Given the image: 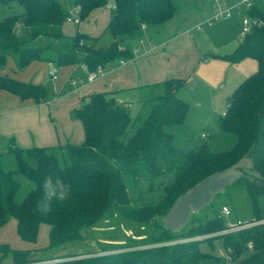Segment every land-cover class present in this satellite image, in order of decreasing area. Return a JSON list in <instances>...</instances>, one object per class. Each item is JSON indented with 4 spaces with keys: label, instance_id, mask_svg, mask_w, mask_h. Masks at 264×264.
<instances>
[{
    "label": "trees",
    "instance_id": "1",
    "mask_svg": "<svg viewBox=\"0 0 264 264\" xmlns=\"http://www.w3.org/2000/svg\"><path fill=\"white\" fill-rule=\"evenodd\" d=\"M107 1L74 0V5L80 8L79 16L83 21ZM113 4L115 8L106 28L111 38L102 44L99 38L76 34L75 50L60 54L59 65L82 62L89 71H95L118 59H133L134 51L128 42L142 37V25H162L176 12L173 0H113ZM13 5L23 10L0 20V67L4 66L11 51L19 55L22 67L42 59L41 49L21 46L17 37L19 23L30 29L31 40L41 36L64 37L62 27L68 15L59 0H0V6ZM251 14L259 17L262 25L254 28L231 54L225 56L234 63L251 58L258 66L257 71L235 89L228 110L220 120L221 129L237 135L232 149L217 153L204 144L196 150L185 151L173 145V135L165 131V127L181 125L185 120L188 104L177 96L185 83L183 79L164 82V93L156 99L143 125L129 138L125 136L133 122L129 110L116 105L104 93L94 94L76 112L85 133V141L80 145L26 150L10 146L6 153L0 152V228L14 218L21 240L34 244L40 226H49L46 248L18 250L2 244L0 259L11 253L12 264H205L215 258L203 251L200 244L218 241L225 249H233L240 264H264V223L237 233L216 235L226 224L221 217L222 207L218 211L212 204L202 210L205 216L198 217L202 211L194 215L180 233L169 231L161 223V218L187 189L243 157H248L252 166L247 164L239 168L244 176L228 187L226 193L240 188L236 194L244 193L248 197L249 214L239 216V208L234 205L236 212L232 211L235 217L231 216V220L240 217L244 221L264 220V15L260 11ZM80 41L87 43L81 46ZM0 90L37 103L48 97L44 86L3 75H0ZM11 155L14 161L10 166L6 157ZM246 170L256 171L259 176ZM17 174L34 184L21 202L16 201L20 189L15 178ZM48 176L63 179L69 186V193L66 199L54 201L51 211L45 215L39 211L38 204L43 197L42 182ZM162 177L170 180L163 185L164 196L159 202L132 205L128 185H135L144 178L148 191L152 192L155 181L158 186ZM109 209L116 210L129 221L156 224L154 238L149 244H163L177 238L190 240L144 248L121 247L104 254V248L97 245L87 248L94 242L88 231ZM204 235L209 237L192 240ZM71 242L84 243L85 250L66 252L65 246ZM249 242L253 243L252 248L248 247Z\"/></svg>",
    "mask_w": 264,
    "mask_h": 264
},
{
    "label": "crops",
    "instance_id": "2",
    "mask_svg": "<svg viewBox=\"0 0 264 264\" xmlns=\"http://www.w3.org/2000/svg\"><path fill=\"white\" fill-rule=\"evenodd\" d=\"M59 1L67 15L75 6L74 0ZM233 2L234 0H210L204 1L205 4L202 5L199 4V0H173L176 12L171 20L158 26H146L142 29L141 38L128 42L134 51V58L126 60L127 62L123 65L120 61L124 59H118L104 66L105 75L91 83L87 80L91 71L84 63L59 65L57 62L60 54L75 50L74 42L72 48L64 50L60 49L58 43L55 46V42L51 41L54 38L51 37L41 36L32 40L31 44L34 45L28 48L41 49L42 59L34 60L25 67L20 65L17 53L8 52L4 66L0 67V75L44 86L48 97L37 103L34 100H21L17 95L0 90V152L5 153L10 146L26 150L33 147L63 149L70 145H80L85 141V133L76 112L89 102L92 95L97 93H104L112 98L116 105L127 108L132 119L133 115H141L143 111L148 117L156 99L164 93V82L169 79H183L189 83L202 60L207 61L196 41L197 37L203 40L200 35H196V32L202 30H197L196 26ZM256 3L258 8L263 7L262 0ZM112 8L111 17L115 8L114 4ZM211 8L216 11H211ZM100 9L104 7L91 12L88 18ZM242 15L237 12L231 17H237L240 31ZM88 18L81 20L79 24L68 22L66 19L62 27L64 37L54 40L61 41L69 38L74 40L76 34H83L99 38L101 41L104 30L98 34L84 33L81 30V23ZM66 24L77 26L72 36L67 34ZM23 27L25 25L22 23L17 24V32L20 33ZM25 28L31 35L30 29ZM239 36H236L232 43L230 53L214 54V56L231 54L239 44ZM35 41L42 42V44H36ZM84 42L87 43V41ZM53 73L56 79L53 78ZM72 81L79 83L72 85ZM194 86L195 82L192 83V87ZM110 220L122 226V230L117 226L116 231L125 232L129 237L127 238L129 244L145 243L152 238L147 223L122 220L116 210L109 209L88 232L94 243H104L113 248L125 243L124 240L115 236L110 237L108 233H105L115 229L114 225H106ZM39 237L43 241L39 242ZM2 244L18 250L46 248L49 245V226L42 224L39 228L37 242L31 244L21 240L17 233V220L12 218L0 228V245ZM12 259V254L8 253L0 259V262L1 264H12ZM219 262L227 264L225 256L219 259Z\"/></svg>",
    "mask_w": 264,
    "mask_h": 264
},
{
    "label": "rangeland",
    "instance_id": "3",
    "mask_svg": "<svg viewBox=\"0 0 264 264\" xmlns=\"http://www.w3.org/2000/svg\"><path fill=\"white\" fill-rule=\"evenodd\" d=\"M204 1L210 0H199V4L204 5ZM112 7L113 0H108L107 4L104 6V9L95 11L88 18V20L81 23V30L84 33L89 34H98L104 30L103 38L101 40V43L104 44L111 38L109 33L106 32V28L108 22L111 19V11L113 10ZM22 10L23 8L18 5H13L11 7L0 6V20H3L9 16L17 15ZM65 10H68V8H65ZM210 10L213 12L216 11L212 10V8ZM65 26L67 34L72 36V34L76 32L77 26L72 24H66ZM239 32L240 25L238 24L237 17L231 19H221L211 26H204L202 31L196 32V35H200L203 38V40H200V38L197 37L196 41L201 47L204 59L206 58L207 61L202 60L193 73L192 81L189 83L185 81L183 86L177 91V96L188 104V111L185 120L181 125H169L165 127V131L173 135V145L177 149L185 151L190 149L196 150L202 145L207 144L210 151L218 153L228 151L236 145L237 135L235 133L227 132L221 129L220 120L223 117V113H226L228 110L229 100L231 99L236 87L242 83L241 81H244L248 76L255 73L258 66L257 62L251 58H246L241 62L234 63L225 58V56L215 57L214 54L225 55L230 53V51H232V43L234 42L236 36H239ZM17 37L25 48L34 45L31 44L32 40L30 32H28V29L25 27L21 29V32L17 34ZM51 41L55 42V46H57L58 43L60 49L64 50L72 48L74 42L73 38L61 41L51 39ZM34 43L42 44V42L39 41H35ZM193 82H195L194 87H192ZM146 117L145 111H143L141 115H133V122L125 135L126 138L131 137L136 132V130L142 126V123ZM57 154L60 155V152ZM12 157L13 155L6 157V160L9 162L10 166L12 164L10 162L14 161V157ZM15 178L20 187L16 201L21 202L25 195L34 187V184L19 174H17ZM169 180L170 178L168 177L160 178L158 186L157 181H155V188L152 192L148 191V182L145 181L144 178L138 181V183L135 185H128V192L133 200L132 205L142 206L159 202V200H161V198L164 196L163 185L168 183ZM233 190L215 197L212 205L215 207V209H218V211L222 206H227L233 211V213L236 212L233 208V206L236 205L240 211L238 215H246L247 217L249 214L248 197L246 198V195H243L244 193L236 194L238 190L240 192V188ZM205 214V211H202L198 217H203ZM119 216L122 218V220L124 219L125 221H129L120 214ZM232 217L235 216L232 215ZM240 219L243 220L241 217ZM95 224H97V222ZM147 224L151 231L152 240L154 238L155 228L157 225L152 222ZM106 225H114L115 229L109 230L105 233H108L110 237L115 236L124 240L123 242H125V245L122 244L116 248H113L111 245H104V243L101 244L98 242H91L87 248L97 245L98 248H104L105 252L102 253L104 254L113 252L114 250L112 249H118L121 247L132 246L144 248L147 246L152 247L157 245L149 244L151 243V240H147L145 243L129 244V239H127L129 238L128 235L125 232L119 233L116 231L118 228L121 230L123 229L122 226H119L118 222L110 220ZM207 237H209V235H204L197 238ZM186 240L190 239L177 238L176 240L165 243L177 244L185 242ZM40 241H43L41 237H39V242ZM200 248L203 251L212 254L215 258L211 261H206L207 264H223L219 262V259H222L225 256L226 249L220 245L218 241H214L213 244H210L209 242H202L200 244ZM65 250L66 252L83 251L85 250L84 243L71 242L69 246H65Z\"/></svg>",
    "mask_w": 264,
    "mask_h": 264
},
{
    "label": "water",
    "instance_id": "4",
    "mask_svg": "<svg viewBox=\"0 0 264 264\" xmlns=\"http://www.w3.org/2000/svg\"><path fill=\"white\" fill-rule=\"evenodd\" d=\"M247 164L252 166V161L248 157H243L229 168L214 172L199 180L175 200L161 218V223L173 233L182 232L194 215L212 204L215 197L225 194L228 187L244 176L239 168ZM246 172L259 176L256 171L246 170Z\"/></svg>",
    "mask_w": 264,
    "mask_h": 264
},
{
    "label": "built area",
    "instance_id": "5",
    "mask_svg": "<svg viewBox=\"0 0 264 264\" xmlns=\"http://www.w3.org/2000/svg\"><path fill=\"white\" fill-rule=\"evenodd\" d=\"M67 2L68 0H63ZM258 0H234V2L223 8L218 10L213 16L209 19L205 20L203 23L196 26L197 30H202L204 26H211L214 23L218 22L221 19H230L233 15L237 12L242 13V26L239 36V42H242L246 36L254 29L262 25V20L251 14L252 11H260L264 15V0H262L263 7L258 8V4L256 3ZM80 8L74 6L73 9L69 11L67 16V21L75 24H79L81 22V18L79 16ZM145 25H142V29H145ZM83 41H80V45H83ZM127 61L121 60L120 64L123 65ZM105 75V70L102 67H98L97 70L91 71L88 75V82H94L98 78ZM53 78L56 79L54 73L52 74ZM79 82L72 81V85H77ZM232 210L227 206H222L221 209V217L224 219L226 227L221 232L217 233L216 235L220 234H230V233H237L243 230H248L253 227H256L260 224L264 223V220H231ZM196 239H203V238H196ZM188 241V240H186ZM173 243H163L160 245H172ZM249 248L253 247V243L249 242ZM225 261L227 264H237V259L235 257L234 251L231 247H228L225 252Z\"/></svg>",
    "mask_w": 264,
    "mask_h": 264
},
{
    "label": "clouds",
    "instance_id": "6",
    "mask_svg": "<svg viewBox=\"0 0 264 264\" xmlns=\"http://www.w3.org/2000/svg\"><path fill=\"white\" fill-rule=\"evenodd\" d=\"M43 197L38 204V209L43 214H48L54 201L64 200L69 193V186L63 179L48 176L42 182Z\"/></svg>",
    "mask_w": 264,
    "mask_h": 264
}]
</instances>
